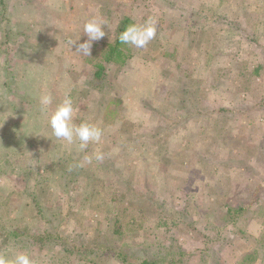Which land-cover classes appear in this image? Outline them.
Returning <instances> with one entry per match:
<instances>
[{
  "label": "rangeland",
  "instance_id": "374dc122",
  "mask_svg": "<svg viewBox=\"0 0 264 264\" xmlns=\"http://www.w3.org/2000/svg\"><path fill=\"white\" fill-rule=\"evenodd\" d=\"M4 15L0 230L19 236L0 253L36 264H264V0H7ZM97 15L106 35L82 56L69 41L86 40ZM123 17H155L157 35L125 44L131 58L108 64L97 88L93 64ZM66 92L76 123L103 129L100 143L51 135ZM51 226L76 253L30 243Z\"/></svg>",
  "mask_w": 264,
  "mask_h": 264
},
{
  "label": "clouds",
  "instance_id": "9594fccd",
  "mask_svg": "<svg viewBox=\"0 0 264 264\" xmlns=\"http://www.w3.org/2000/svg\"><path fill=\"white\" fill-rule=\"evenodd\" d=\"M157 23L155 17H149L141 24H129L119 34L118 39L123 44L142 49L156 37ZM105 26L106 22L98 15L88 19L83 25V33L86 34L87 39L77 44L76 42L80 39L79 36L77 40L69 41L70 47L82 56H91L93 42L99 41L106 35ZM52 102L53 97L49 93L42 94L39 98L42 110L51 105ZM77 111L70 92H66L63 100L48 117L51 135L69 145L78 140L80 149L86 148L89 142L100 143L104 134L103 129L88 121L76 123ZM94 158L97 161H102L104 159L103 152L96 151ZM85 159L90 163L92 157L86 156ZM0 264H36V261L24 252H18L11 257L0 253Z\"/></svg>",
  "mask_w": 264,
  "mask_h": 264
},
{
  "label": "trees",
  "instance_id": "16d2710c",
  "mask_svg": "<svg viewBox=\"0 0 264 264\" xmlns=\"http://www.w3.org/2000/svg\"><path fill=\"white\" fill-rule=\"evenodd\" d=\"M7 0H0V27L3 23V20L5 18V8H6ZM133 24L129 18L123 17L117 27V34L114 42L112 44L107 45V49H105V52L103 54L102 61L104 63H97L93 64V67L95 69L94 71V77H96L97 82V88L100 87V82L102 79L100 76L104 75V70L106 69L108 64H117L119 68L125 67V64L128 62V60L131 58L132 52L126 48L125 44L121 43L118 39L119 34L129 25ZM11 37V32L9 31H0V40L2 43H9ZM11 70V66L8 64H5V72L7 74L8 80L5 82L4 85L9 86L10 88H13V82L8 76V72ZM12 75V74H11ZM100 78V79H99ZM64 175L61 176V179L63 180ZM40 214H42L40 212ZM43 215V214H42ZM46 223H50V221H47ZM0 230V250L6 248L8 245H10L11 242L15 243V241L18 239V233L11 232L10 234L6 231L1 232ZM31 235L30 243L36 247L37 249H45L46 247H58L60 250L64 251L65 253H76V245L71 243L66 237H63L64 235L58 232L56 227L51 226L48 229H44L42 232L38 233H29ZM8 237L10 239H8ZM84 246V251H88V248ZM81 250L79 249V254ZM123 261V260H122ZM137 264H159L158 260L154 257L152 258H144L140 260Z\"/></svg>",
  "mask_w": 264,
  "mask_h": 264
}]
</instances>
